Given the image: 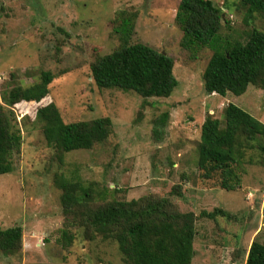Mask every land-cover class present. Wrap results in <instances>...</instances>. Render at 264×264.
<instances>
[{"label":"rangeland","instance_id":"374dc122","mask_svg":"<svg viewBox=\"0 0 264 264\" xmlns=\"http://www.w3.org/2000/svg\"><path fill=\"white\" fill-rule=\"evenodd\" d=\"M211 1L229 21L221 30L222 43L246 42L253 28L264 32V17L251 18L241 0ZM180 2L0 0V105L5 106L7 92L38 82L42 72L56 76L40 103L6 108L22 146L13 157V172L0 175V227L21 226L23 247L15 255L0 252V264H125L115 241L89 240L64 214L56 184L64 179L81 182L99 203L170 197L181 212L195 213L193 264H245L251 244H264V166L241 163L240 189L226 191L214 165H200L207 116L223 126L224 111L234 104L264 124V90L249 86L241 96L226 97L205 91L203 73L213 50L183 46L176 22ZM123 14L136 15L130 40L116 33ZM125 43H141L173 58L179 85L171 97L145 100L96 85L92 64ZM51 103L66 124L110 118L112 136L91 150L57 153L36 121L38 110ZM164 113L169 120L156 139L155 121ZM251 156L260 160L258 150L248 152ZM216 209L232 219L200 216ZM64 230L73 235L68 246L62 242Z\"/></svg>","mask_w":264,"mask_h":264},{"label":"trees","instance_id":"16d2710c","mask_svg":"<svg viewBox=\"0 0 264 264\" xmlns=\"http://www.w3.org/2000/svg\"><path fill=\"white\" fill-rule=\"evenodd\" d=\"M247 13L264 17V0H241ZM222 9L211 0H181L176 22L184 33L183 46L202 51L213 50L203 73L204 89L212 95H243L249 86L264 90V32L253 28L246 42H221L225 21ZM135 16L123 14L116 33L124 40L135 31ZM175 62L166 53L147 45L124 44L92 64V76L101 89L134 92L142 98H169L179 83L174 76ZM50 71L42 72L38 82L27 87H15L4 96L0 105V175L14 170L13 157L22 146V134L10 116L11 108L20 102L40 103L48 97L49 86L55 79ZM169 120V113L155 121L154 137L160 139ZM36 121L41 125L47 145L59 154L91 150L106 142L113 134L110 118L64 123L55 104L38 110ZM260 152V160L247 157L248 152ZM264 166V124L253 116L229 104L224 111V125L208 115L201 130L200 165L209 163L221 174V187L236 191L241 187L238 166L243 162ZM210 178L209 174H206ZM63 192L61 202L64 214L71 217L72 225L85 230L89 240L100 236L113 240L125 264H193L195 257L197 216L181 212L170 197L146 196L131 201L112 200L96 202L90 189L77 181L56 182ZM174 189H177L174 188ZM173 193V192H172ZM182 197V193H177ZM201 217L217 216L232 219L222 209L202 212ZM73 235L62 232L65 246ZM23 228L0 227V252L15 255L22 251ZM245 264H264V244L254 241Z\"/></svg>","mask_w":264,"mask_h":264},{"label":"water","instance_id":"95a60500","mask_svg":"<svg viewBox=\"0 0 264 264\" xmlns=\"http://www.w3.org/2000/svg\"><path fill=\"white\" fill-rule=\"evenodd\" d=\"M223 17H224V15H223Z\"/></svg>","mask_w":264,"mask_h":264}]
</instances>
